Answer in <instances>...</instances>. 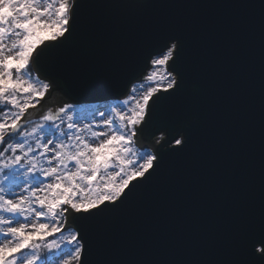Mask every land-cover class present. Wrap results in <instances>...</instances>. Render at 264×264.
Instances as JSON below:
<instances>
[{"label":"snow or ice","instance_id":"1","mask_svg":"<svg viewBox=\"0 0 264 264\" xmlns=\"http://www.w3.org/2000/svg\"><path fill=\"white\" fill-rule=\"evenodd\" d=\"M197 6L0 0V264H264V0L233 5L258 14L227 44L148 14ZM66 50L125 98L88 117L76 103L41 111L54 83L41 64ZM156 133L170 152L138 145ZM169 157L188 167L165 174ZM133 212L126 233L176 242L129 251L117 226Z\"/></svg>","mask_w":264,"mask_h":264},{"label":"water","instance_id":"2","mask_svg":"<svg viewBox=\"0 0 264 264\" xmlns=\"http://www.w3.org/2000/svg\"><path fill=\"white\" fill-rule=\"evenodd\" d=\"M156 3L166 4H183V5H199L197 7L184 8H153L148 10V14L154 17L166 16L177 21L191 22L194 24H203L205 27L215 29L220 33L224 42L227 44L233 39V28L245 22L252 24L257 17L258 10L246 7H234L233 5H243L247 3H259L260 0H154ZM104 11V10H99ZM246 37H240L243 41ZM199 37H194L192 48L190 49L195 55V51L200 48ZM240 61L243 62V51L241 49ZM77 58L74 52L66 50L62 55H58L52 60H46L41 64V72L43 76L50 77L53 83V89L48 94L46 99L42 101L43 109H56L66 103L76 104H100L106 103L114 99L125 97L126 93L120 92V80L115 79L111 85L104 87L100 81L91 77L78 74L75 71ZM35 71V69H34ZM128 77H134L135 72L131 71L127 74ZM198 90V85L191 87L192 92ZM35 118V113H34ZM167 137V134H165ZM175 133L172 136L175 137ZM159 133L146 138L142 135L137 137V143L141 148L149 147L153 152L158 149L163 153L171 151V147L161 148V144L157 143ZM188 167V161L181 157H169L165 174L175 170L177 174H181ZM163 182L161 187L156 189L155 186L145 189L144 195L147 198V207L142 211L146 214L148 208L155 201L163 196ZM140 220V215L133 212L127 215L124 221L117 226V231L121 235H128L127 246L129 251H140L147 248L150 251L162 252L174 244L176 241L170 240L167 237H150L137 236L135 234L126 233V229H131L133 225ZM71 224V219H69Z\"/></svg>","mask_w":264,"mask_h":264},{"label":"rangeland","instance_id":"3","mask_svg":"<svg viewBox=\"0 0 264 264\" xmlns=\"http://www.w3.org/2000/svg\"><path fill=\"white\" fill-rule=\"evenodd\" d=\"M125 98V97H123ZM121 98V99H123ZM116 100H111L109 102H106V103H102V104H79L78 105V112H80L82 115L88 117V114L94 109V108H97V107H105L107 104H112V103H115ZM63 106V105H62ZM90 118V117H89ZM143 149H148L150 151L151 148L149 147H144Z\"/></svg>","mask_w":264,"mask_h":264}]
</instances>
